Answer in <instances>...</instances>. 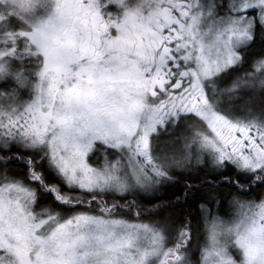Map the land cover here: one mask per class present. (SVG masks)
<instances>
[{
	"label": "snow or ice",
	"instance_id": "obj_1",
	"mask_svg": "<svg viewBox=\"0 0 264 264\" xmlns=\"http://www.w3.org/2000/svg\"><path fill=\"white\" fill-rule=\"evenodd\" d=\"M0 264H264V0H0Z\"/></svg>",
	"mask_w": 264,
	"mask_h": 264
},
{
	"label": "trees",
	"instance_id": "obj_2",
	"mask_svg": "<svg viewBox=\"0 0 264 264\" xmlns=\"http://www.w3.org/2000/svg\"><path fill=\"white\" fill-rule=\"evenodd\" d=\"M165 195H167V196H171V192L165 193Z\"/></svg>",
	"mask_w": 264,
	"mask_h": 264
}]
</instances>
